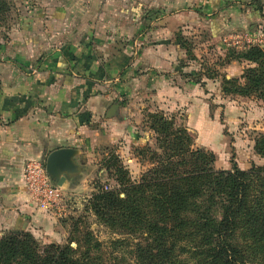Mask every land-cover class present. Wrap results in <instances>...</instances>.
Segmentation results:
<instances>
[{"label":"crops","instance_id":"0c3cea01","mask_svg":"<svg viewBox=\"0 0 264 264\" xmlns=\"http://www.w3.org/2000/svg\"><path fill=\"white\" fill-rule=\"evenodd\" d=\"M15 1L22 9L0 46V230L24 229L54 240L62 234L64 214L34 204L25 187L26 165H45L60 149L76 151L72 162L81 172L68 178L64 191L80 195L91 188L87 167L93 152L126 137L127 113L134 108L136 115L142 100H150L154 109H163L165 101L170 111L182 103L192 128L196 110L185 99L194 90L175 85L181 79L177 70L189 73L190 64L181 68L183 49L162 40H170L176 27L188 35L186 29L201 22L198 14L218 12L222 0ZM153 12L163 15V22L145 29L156 42L142 47L139 61L132 59L131 46H106L115 36L144 34L142 21ZM229 15L219 9L220 21ZM211 21L207 30L213 36L212 28L222 30L224 24ZM195 33L196 28L189 32ZM113 105L117 110L107 117Z\"/></svg>","mask_w":264,"mask_h":264},{"label":"trees","instance_id":"16d2710c","mask_svg":"<svg viewBox=\"0 0 264 264\" xmlns=\"http://www.w3.org/2000/svg\"><path fill=\"white\" fill-rule=\"evenodd\" d=\"M5 10L0 0V21ZM235 59L249 66L236 79L222 77L221 92L264 103V50L254 46ZM145 125L155 136V148H145L152 167L132 182L124 167L110 164L115 185L95 183L90 198L97 221L125 235L110 242L128 248L121 264H264V165L215 169L213 155L193 150L172 118L150 113ZM254 151L264 158V133ZM72 242L43 247L16 229L0 235V264H105L89 231L75 248Z\"/></svg>","mask_w":264,"mask_h":264},{"label":"rangeland","instance_id":"374dc122","mask_svg":"<svg viewBox=\"0 0 264 264\" xmlns=\"http://www.w3.org/2000/svg\"><path fill=\"white\" fill-rule=\"evenodd\" d=\"M4 1L6 10L0 21V46L7 41L6 32L15 24L18 12L22 9V6L18 4L19 1ZM219 9L228 12L230 17L220 21ZM237 10L240 12L238 15L243 11L244 15L248 13L258 18L249 20L242 16L238 17L235 15ZM217 11L210 13L211 15L198 14L201 22H196L193 28L189 26L186 29L188 35H183V30L176 27L170 35V40H162L164 44L174 42L183 49L184 52L180 55L181 68L190 64V70L189 67L185 68V71L189 73L183 72V69L177 70L181 72V79L175 85L185 89L188 86L190 90H194L190 94V99H185L190 101L196 110L193 127L187 126V111L182 103L179 109L170 111L165 101H161L165 103L163 109L158 107L154 109L155 106L150 104V100H142L141 104L144 107L137 110L138 114L134 115V108L132 112L127 113L126 137H123L120 142L102 146L93 152L92 162L90 167H87L93 175V178L89 180L91 185L88 183L91 188L81 191L80 195L72 194V198L65 206L64 216L60 219L62 234L54 240L35 237L41 246L64 245L69 240H73L71 247L75 248V242L80 241L84 233L89 231L102 243L105 264H121L123 258L129 257L128 248L119 249V247L111 246L112 240L125 238V235H120L97 221L90 209V198L95 191V183L99 187L115 185V177H112L114 169L111 168L112 171L107 169L110 164L116 162L117 166L124 167L132 182L138 181L140 176L152 167L149 154L145 151L147 147L155 148V136L145 125L150 113L161 112L165 117L172 118L177 125L184 126L193 141L191 148L211 153L214 160L212 167L215 169H230L235 164L240 169L248 170L252 166L264 165V158L254 151L257 137L264 133V103L254 98L225 96L220 88L222 77L229 80L236 79L242 74L243 69L249 66L247 62L237 61L236 55L254 46L264 50V0H222ZM211 18L213 24H219L218 22L224 24L222 30L220 25L218 30L215 26L212 28L213 36L207 30L208 21ZM159 22H163V15L153 12L150 17L142 21L143 25H146L143 29L144 34L139 32L137 35L130 36V39L128 36L126 39L124 36H115V41H110L106 46H117L119 50L122 46H131L132 59L139 61L142 47L156 42L152 37H147L145 29L159 27ZM195 28L197 33L189 34ZM70 37L66 36L67 43L70 42ZM229 58L230 61H228ZM185 74L188 77L184 78ZM211 74L217 79L214 77L209 79ZM122 103L126 101L122 100ZM205 128L206 130L201 131ZM193 129L198 130V133ZM14 230H0V235Z\"/></svg>","mask_w":264,"mask_h":264},{"label":"built area","instance_id":"2783aa9c","mask_svg":"<svg viewBox=\"0 0 264 264\" xmlns=\"http://www.w3.org/2000/svg\"><path fill=\"white\" fill-rule=\"evenodd\" d=\"M24 182L26 191L34 204L42 210H58L62 215L69 199L72 198V194L51 184L43 163L39 161L29 162L26 165Z\"/></svg>","mask_w":264,"mask_h":264},{"label":"water","instance_id":"95a60500","mask_svg":"<svg viewBox=\"0 0 264 264\" xmlns=\"http://www.w3.org/2000/svg\"><path fill=\"white\" fill-rule=\"evenodd\" d=\"M116 110L117 106L113 105L107 117L113 116ZM75 155L76 151L74 150L60 149L49 156L44 167L46 176L52 185L64 190L68 178L81 172V168L72 162ZM67 165L70 166L71 172L67 169Z\"/></svg>","mask_w":264,"mask_h":264}]
</instances>
